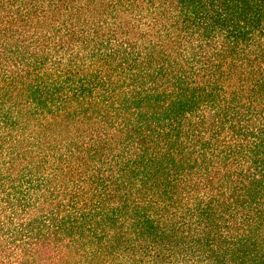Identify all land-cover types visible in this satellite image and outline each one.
<instances>
[{"label":"trees","instance_id":"obj_1","mask_svg":"<svg viewBox=\"0 0 264 264\" xmlns=\"http://www.w3.org/2000/svg\"><path fill=\"white\" fill-rule=\"evenodd\" d=\"M0 264H264V0H0Z\"/></svg>","mask_w":264,"mask_h":264}]
</instances>
